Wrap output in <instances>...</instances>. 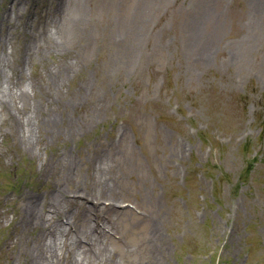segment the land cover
<instances>
[{"label": "rangeland", "instance_id": "374dc122", "mask_svg": "<svg viewBox=\"0 0 264 264\" xmlns=\"http://www.w3.org/2000/svg\"><path fill=\"white\" fill-rule=\"evenodd\" d=\"M0 96V264L58 186L119 201L89 264H264V0H0Z\"/></svg>", "mask_w": 264, "mask_h": 264}, {"label": "bare ground", "instance_id": "6f19581e", "mask_svg": "<svg viewBox=\"0 0 264 264\" xmlns=\"http://www.w3.org/2000/svg\"><path fill=\"white\" fill-rule=\"evenodd\" d=\"M19 96L27 94L20 90ZM12 95L17 108L20 97ZM2 97V96H0ZM7 100L0 98L3 108ZM22 129L25 127L22 125ZM30 129V123H27ZM104 171V163L99 162L97 173ZM99 180V189L106 188L107 182ZM85 190V189H84ZM42 202L38 195L24 196L22 213L19 215L24 230L38 231L28 254L27 264H89L107 260L105 240L116 238L111 212L119 211L118 199L105 198V194L93 195L90 190L63 193L58 186ZM91 213V222L85 221L79 227L76 221L82 215ZM75 230H71L73 227Z\"/></svg>", "mask_w": 264, "mask_h": 264}]
</instances>
